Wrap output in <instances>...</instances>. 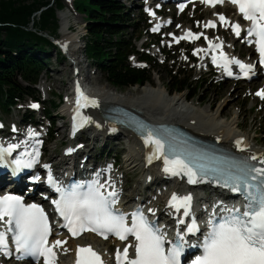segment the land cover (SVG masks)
Here are the masks:
<instances>
[{
    "label": "snow or ice",
    "instance_id": "1",
    "mask_svg": "<svg viewBox=\"0 0 264 264\" xmlns=\"http://www.w3.org/2000/svg\"><path fill=\"white\" fill-rule=\"evenodd\" d=\"M223 2L224 0H201V3L209 6ZM229 2L236 5L243 18L250 22L246 36L254 39H248L247 43H254L255 50L259 54L258 63L264 66V0H229ZM183 7L180 5V10H183ZM149 15L154 13L149 11ZM217 18L222 25L229 23L222 14H218ZM230 26L232 32L240 37V26L238 24ZM204 27H216V24L207 21ZM155 30L157 29L154 28L153 31ZM201 35L202 33L193 34L191 31H185L183 36L173 39L177 42L179 39L196 40ZM204 38L208 41L210 49L222 48V44H213L207 37ZM205 51L207 50L195 49L193 54ZM212 63L222 67L229 76L233 74L230 65L238 66L245 77L254 67L253 64H245L234 57L229 58L223 51L220 52L219 58L213 55ZM256 95L264 99V90L258 91ZM79 103L78 99L77 104ZM90 103L94 105L95 101ZM31 107L37 108L38 105L33 104ZM82 121L89 122L87 118H82ZM83 123L79 126H83ZM76 127L77 125L74 124V128ZM144 131L146 135L142 138L145 147L151 146V151L146 157L149 163L153 159H162L163 172L172 176H186L189 184L214 181L242 196L243 208H227L218 202L207 221L208 231L203 240L197 245H189L186 237L200 231L196 218L191 214V194L179 196L173 193L168 200L167 207L175 212L182 210V216L177 218L178 227L175 237L169 240L165 229L158 226L155 221H149L143 209L137 208L125 214L115 208L118 193L115 185L110 181L100 183L96 179L87 183L57 186L49 172L48 182L59 193V199L53 200L52 203L65 221L61 227L67 228L73 237L85 231H92L105 239L108 238L107 234H112L119 240L125 241L123 250L118 248L115 252L116 264H181V256L190 246L201 249L200 254L195 256L191 264H264V167L248 162L256 161L257 157L253 155L226 167L209 169L196 157L185 155L181 158V153L162 137H157L153 130ZM29 135L35 136L36 133L30 132ZM236 143L240 145L243 141L238 140ZM17 147L16 144L0 147V167L14 166L15 173L21 168L31 167L36 162L39 156L38 150L31 154L30 159L16 158L6 162L5 156L11 155ZM72 151L73 149H68L69 153ZM258 163L264 165V159H259ZM44 167L49 166L44 165ZM109 187L111 191H108ZM216 208H220L223 213L218 219ZM147 211L155 215V209L149 208ZM185 217L189 219L186 221ZM0 225H3L0 227V254L6 257L12 254L9 251V235L17 259L43 258L44 264H55L56 254L53 249L67 243V241L55 240L50 245L48 237L51 234V227L44 210L35 203L26 204L20 196L11 194L0 196ZM181 225L184 227L180 228ZM129 237L134 239L129 241ZM130 249L134 251L132 256L129 255ZM75 264H103V261L90 246L78 245Z\"/></svg>",
    "mask_w": 264,
    "mask_h": 264
},
{
    "label": "rangeland",
    "instance_id": "2",
    "mask_svg": "<svg viewBox=\"0 0 264 264\" xmlns=\"http://www.w3.org/2000/svg\"><path fill=\"white\" fill-rule=\"evenodd\" d=\"M73 1L74 0H63L62 10L57 12L59 27L57 32L58 36L55 37L57 38L56 42L60 38L61 31V21L59 19V16L67 14L69 28H71L72 31L70 32L68 30V32L71 33V35L79 34L78 40L80 50L78 51L77 57L81 62L83 75H88V78L91 80H87L88 84L96 88L109 86L110 89L115 90L118 94H124L134 89H140L138 87H132L124 90L114 89L106 82L105 77L99 71H97L94 66L89 64L84 54L85 40L81 39L82 35L83 37L86 36L84 19L82 16H79L75 12ZM122 2H124L126 6L129 7L131 18L135 23L141 24V26H147L146 29H143L141 32L133 35H128L127 37H141V41L136 43L137 50L140 53L146 54L149 58L156 62L155 66L157 67V71L154 73V76L152 78V84L149 85L155 86L159 81L164 87L166 93L168 92V96H181L189 100V97L192 96L191 92L188 93L185 91L179 94H169L172 91L173 82L170 81L168 72L171 67L175 68L172 69V74L174 76V72L175 70H177V75L180 74L179 77H177L178 80H184L186 79V76L190 75L192 82L190 88H195L196 92L194 94V98L190 99V102H187L188 104H193L196 107L207 108L210 114L214 113L219 107H221V121H228L236 116V131L243 135H246L247 138H250V140L253 141L251 145L257 146L260 149L264 148V99L256 95L258 91L264 90V81L255 80L253 82L239 83L233 80H226L222 74L217 75L216 72L210 69L208 60L205 55L207 54V51L199 52L195 55L193 54L195 49L207 50L208 41H206L204 38L207 37L208 40L212 41L213 44H215L218 40H221L222 42L223 40H226V52L233 51L234 54L240 55L244 59H247L249 57V51L246 48L242 47L240 42L232 41L230 39V33L226 27L224 28L222 26H219L218 29L212 31L204 30L203 28V23L206 20H213V17L217 16L218 14H224L226 18L227 12L222 9L208 11L196 5L193 8H190L186 13L176 14L172 9H170V7H167L166 10L163 11V14L169 16L173 21V24L166 30L164 34V38L166 40L164 41L162 37L153 34V28L155 26V22L157 21L148 19L146 15L145 17L142 15L143 9L141 6V0H122ZM177 25H179V27H177ZM185 28L191 29L194 34L202 33V35L199 39L190 41L189 43L175 45V41L168 37H170L171 33L175 34V36H178ZM144 43H147V45L144 46L147 49H145L144 47L141 48V45ZM171 45H173L174 47H170ZM159 51L162 54L164 53V51H169V54L175 55V64L171 65L169 63L165 68L162 54L160 55V53H158ZM65 53L61 52L62 58H60V60L56 59V54L54 53V51L50 53L49 62L47 63V69L40 76L38 84L35 87L40 98V105L42 106V110L44 108L49 109L48 106L50 100H55L56 102H58L59 100L57 97H61L60 104H58L57 109L53 111V121H56L55 117L57 116H61L63 121H65L64 115H66V109H64V104H67L69 102L67 96L70 93L69 84L70 79H72V70L69 64L75 61L70 59L69 56H67ZM201 59H203L205 64V67L203 68H199ZM129 62L132 66H139V64L136 62V59L133 57L129 59ZM31 105L32 104L30 103V101L21 102L15 108H13L8 115H4L0 112V121L4 123L6 129H13L14 126H11V124H15L21 121L22 112H24L27 108H30ZM40 113V110L38 112H35V119L37 120L39 125H42V127L41 129H37V131H34V133L39 134L41 136V139L48 141L46 144L47 151L45 152V158H54V163H57L60 157H63L68 149L75 147L78 143L87 138V135L84 134L83 136H81L82 140L78 139V141H74L72 143L69 139H60L59 137H57L58 129L60 130V134H62L63 132V134L67 135V131L62 127L63 122H49L48 120L43 119ZM66 123L68 128L69 122ZM61 129L63 131H61ZM20 131L26 132V129H21ZM116 138L117 140H113L114 138H109L110 140H108L106 144L102 143L101 140H96L92 143L90 142V146H93L91 154L94 155L96 161L101 160V162L105 161V155L109 151L112 153L120 154L118 163L120 169L115 172V176L121 175L122 172L124 173L125 179L123 184L128 187L125 197L128 198L129 196H131L132 192H137V190L140 191L141 188L144 187L145 182L141 183L142 173H140V171L134 172L132 174L125 173L126 168L124 167V161H128L130 159L127 157L129 153V146L127 140L123 135H118ZM101 149H103V151L105 152V154H103L102 156L99 155V153L102 151ZM111 162L112 161L109 160L108 164L111 165ZM85 165H88V163H86ZM163 179L165 178L163 177ZM148 183L149 182H147V184ZM166 183H168L167 180ZM149 186L152 187L153 184ZM145 187H147V185ZM161 187L165 190L172 189V186H170V184L167 185L165 183L162 184ZM158 191L160 190L158 189ZM150 194L152 195V193ZM207 196L212 197L211 194H207ZM127 198H125V200H127ZM155 198L157 199V197ZM155 198H153V201L155 200ZM134 199L135 201H137L140 199V197L136 195ZM165 200L166 198L162 199V203L160 204V206L165 204ZM204 203V201L201 202V204ZM97 248L101 249L102 247ZM66 260V252H64L62 253L61 261L64 262Z\"/></svg>",
    "mask_w": 264,
    "mask_h": 264
},
{
    "label": "trees",
    "instance_id": "3",
    "mask_svg": "<svg viewBox=\"0 0 264 264\" xmlns=\"http://www.w3.org/2000/svg\"><path fill=\"white\" fill-rule=\"evenodd\" d=\"M63 8V0H0V112L8 115L19 103L39 102L36 86L47 69L50 53L62 58L58 49L45 35L58 36L57 12ZM74 10L85 22V57L115 89L141 88L152 84L157 71L156 62L139 53L138 38H129L141 32L143 26L131 18V12L122 0H75ZM165 63L175 64V55L164 51ZM134 57L143 67H134L129 58ZM192 59V58H191ZM170 68L168 74L173 83V93H192L195 88L190 75L178 80L180 74ZM57 97V96H56ZM61 100V97H57ZM58 102L49 101L42 117L52 121ZM49 110V111H48Z\"/></svg>",
    "mask_w": 264,
    "mask_h": 264
},
{
    "label": "bare ground",
    "instance_id": "4",
    "mask_svg": "<svg viewBox=\"0 0 264 264\" xmlns=\"http://www.w3.org/2000/svg\"><path fill=\"white\" fill-rule=\"evenodd\" d=\"M59 17L61 21V31L60 38L57 40L58 45L64 52H66L65 54L69 56L70 59L79 63L77 57L78 51L80 50L78 40L79 34L71 35V33L68 32L69 24L67 14ZM217 17L218 15L213 17L214 19H211L210 21H215L217 24H220L225 28L226 25H222ZM159 22L160 21H157L155 23L154 28L158 27ZM186 30H188V28L182 30L178 36H182ZM216 43H221V40H218ZM207 47H209V45ZM203 67H205V64L203 59H201L199 68ZM86 80L91 81L88 78V75L86 76ZM90 89V98L92 101H95V104L92 106H86L81 110L83 115L88 117L90 120L87 128L82 133L75 134L72 137L63 134V132L60 134L59 129L57 131V137L62 140L69 139L71 143L78 141V139L82 140L81 136L84 134L87 135V138L82 140L75 147L70 148L73 149V151L70 153L67 151L63 157H60L57 163H54V158L52 157L49 159L46 158V160L47 162L53 163V167L55 169L60 168V166H68V162L70 160H72L75 164H81L85 166L86 163L89 164L91 161H94V155L91 154L93 146H90V142L92 143L96 140H101L102 143L106 144V142L110 140L109 138H114L113 140H117L116 137L118 135H123L129 146V153L127 157L130 158L128 161H124V167L126 168L125 173L132 174L134 172L140 171V173H142L141 183L145 182L144 187L141 188L140 191L137 190V192H132L131 196L127 198L125 197V194L127 193L128 187L123 184L125 179L124 173L122 172L121 175L116 176L113 184L115 185V189L118 193V198L123 197V200L127 198L125 205L137 203V201L134 199L137 195L141 198V205L147 204V209H155V214L161 216L169 212L167 203L173 193H177L179 196H182L186 195L188 192H192L195 189L186 188L184 182L181 179H175L172 189L165 190L162 188V184L167 183L166 180L163 179V175L160 172L159 164L155 163L146 167L145 163L147 150L142 142L131 132L110 125L106 123L105 120H103L102 115L105 114L104 109L107 107H121L131 111L134 114H137L150 123L169 124L176 126L201 140L225 147L234 153L241 154L249 158L255 155L257 157V161H259V159H264V148L260 149L257 146L251 145L253 141L250 140V138H247L246 135L236 131V116L228 121H221V107H219L214 113L210 114L207 108L196 107L193 104H188L187 102L190 101L186 98L175 95L168 96V92L166 93L164 87L159 81L155 86H150L148 84L140 89H134L124 94H118L115 90L110 89L109 86H102L98 88L92 87ZM62 127L64 128V126ZM113 129L115 130L113 131ZM61 131L63 130L61 129ZM238 140H242L243 143L237 145L236 141ZM46 151L47 148H45V152ZM103 164L104 163L102 162V165ZM147 182L149 183L147 184ZM151 184H153L152 187L149 186ZM146 185L147 187H145ZM158 189L160 191H158ZM148 192L152 193V195ZM155 197H157V199ZM153 198H155L154 201ZM163 198H167V200L165 201V204L160 206ZM200 200V203L204 201L211 207L217 205V200L215 199L214 195H212V197L207 196L205 198H200ZM220 203L221 202H219V204ZM78 245L81 247L92 245L95 249H97L96 247H102L99 249V251L105 257V259L109 258V256H107V251L110 248L111 243H101L92 238L90 239L89 237H85L75 242L69 241L65 244V246L62 247L60 253L62 254L66 252V258H70L69 264H73L74 262L76 248ZM65 249L67 251H65Z\"/></svg>",
    "mask_w": 264,
    "mask_h": 264
},
{
    "label": "water",
    "instance_id": "5",
    "mask_svg": "<svg viewBox=\"0 0 264 264\" xmlns=\"http://www.w3.org/2000/svg\"><path fill=\"white\" fill-rule=\"evenodd\" d=\"M112 109V108H111ZM114 109H117V110H120L119 108H114ZM105 110V114H110V115H113V114H115L114 112H110V110H108V109H104ZM102 118L104 119V120H109V121H112V119L110 118V117H108L107 115H106V117L105 116H102Z\"/></svg>",
    "mask_w": 264,
    "mask_h": 264
}]
</instances>
